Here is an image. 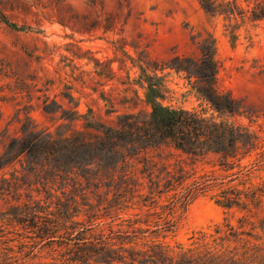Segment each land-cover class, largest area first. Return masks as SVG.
I'll return each mask as SVG.
<instances>
[{"label": "rangeland", "instance_id": "1", "mask_svg": "<svg viewBox=\"0 0 264 264\" xmlns=\"http://www.w3.org/2000/svg\"><path fill=\"white\" fill-rule=\"evenodd\" d=\"M211 2L213 11L202 0H0V157L29 121L71 136L89 130L87 117L108 124L149 114L151 77L165 87L164 105L256 138L228 159L153 151L157 175L163 165L178 173L182 161L183 182L151 189L140 175L141 185L120 200L84 180L23 185L19 162L0 169V264H101V235L117 244L116 233L129 237L127 247L161 245L172 256L233 251L257 257L254 264L264 259V0ZM206 42L219 63V92L246 112L219 111L184 76L162 71ZM79 251L87 263L75 259Z\"/></svg>", "mask_w": 264, "mask_h": 264}, {"label": "trees", "instance_id": "2", "mask_svg": "<svg viewBox=\"0 0 264 264\" xmlns=\"http://www.w3.org/2000/svg\"><path fill=\"white\" fill-rule=\"evenodd\" d=\"M211 1L202 0L209 11L214 9ZM164 70L184 76L217 110L231 114L246 112L241 102L219 92L220 67L212 44L206 42L198 55L174 56L164 64ZM147 82L152 102L149 114L128 113L108 124L87 117L89 130L71 136L38 130L29 121L22 129L24 136L13 138L0 157V169L19 162L27 174L23 185L33 180L46 188L52 181L64 188L71 181L81 186L84 180L88 187H104L107 196L112 194L114 200H120L141 185L140 175L147 176L151 189L162 183L173 186L183 182L182 161L178 162V173L163 165L157 175L159 163L154 160L153 151L175 150L192 158L212 152L228 159L235 158L241 149L255 147L256 138L245 127L208 118L197 111L166 106L160 102L165 99L164 85L152 77ZM51 109L49 104L45 108L46 112ZM66 115L73 121L77 113ZM231 235L238 236L235 232ZM128 238L116 233L118 242L111 244L101 235V264H254L257 259L246 254L242 258L233 251H190L172 256L161 245L146 249L127 247ZM75 259L88 262L87 255L80 251ZM258 263L264 264V259Z\"/></svg>", "mask_w": 264, "mask_h": 264}]
</instances>
